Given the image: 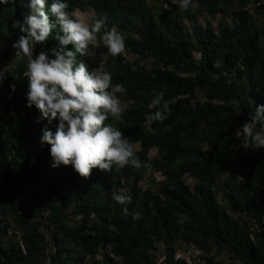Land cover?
<instances>
[{"label": "trees", "instance_id": "trees-1", "mask_svg": "<svg viewBox=\"0 0 264 264\" xmlns=\"http://www.w3.org/2000/svg\"><path fill=\"white\" fill-rule=\"evenodd\" d=\"M149 1L91 4L106 20L103 33L123 32L134 58L110 55L102 41L103 66L91 56L78 60L90 71L105 68L127 89L117 94L120 118L105 123L142 148L134 151L147 166L94 168L88 177L51 166L50 145L40 141L47 121L27 106L30 57L13 46L24 34L13 23L29 13L28 0L0 3V72L15 62L1 76L0 264H187L175 254L192 246L204 264H264V148L249 146L240 130L264 104V0H195V11ZM87 8L69 0L68 11ZM203 11L225 18L202 26ZM61 35L57 24L33 55L51 56ZM160 92L177 102L167 119L149 122ZM151 150L161 157H149ZM148 170L163 178L144 187ZM120 190L132 195L128 215L112 199Z\"/></svg>", "mask_w": 264, "mask_h": 264}, {"label": "clouds", "instance_id": "clouds-1", "mask_svg": "<svg viewBox=\"0 0 264 264\" xmlns=\"http://www.w3.org/2000/svg\"><path fill=\"white\" fill-rule=\"evenodd\" d=\"M7 2L0 0V3ZM179 3L187 10L192 0H179ZM27 7L30 11L23 22L13 23V28L24 33L13 46L17 55L30 57L24 72L28 79L27 106H35L41 113L40 119L47 121L40 141L50 145L51 166L71 165L82 177H88L94 168L111 171L114 165L147 166L135 153L130 139L112 123H105L109 116L120 118L125 105L117 94H126L127 89L122 83H114L109 71L100 67L90 71L84 60H78V56L94 55L89 46H97L98 34L106 26L105 18L96 17L89 23L77 10L68 11L69 0H51V3L28 0ZM49 13L56 22L50 20ZM57 24L63 32L58 39L59 47L50 50L51 56L48 52L33 55L36 45L46 42ZM101 38L110 55L131 59L126 50V35L116 27L109 26ZM70 44L72 49L67 47ZM12 89L15 90L14 85ZM176 102L175 98L165 99L163 92L156 94L151 106L157 110L148 114L146 120L167 119L171 105ZM240 130L249 146L264 148V104L255 107L250 120ZM112 199L124 206L125 215L129 214L127 205L132 202L131 193L120 190L112 193ZM184 219L182 216L181 222Z\"/></svg>", "mask_w": 264, "mask_h": 264}, {"label": "rangeland", "instance_id": "rangeland-1", "mask_svg": "<svg viewBox=\"0 0 264 264\" xmlns=\"http://www.w3.org/2000/svg\"><path fill=\"white\" fill-rule=\"evenodd\" d=\"M87 2V9L85 10H77L76 12L81 14L82 18L86 19L89 23H92L95 21L96 19V10L93 8V6L91 5L92 3H96V4H105L107 3V0H85ZM172 2L176 3V4H180L178 0H171ZM253 7V6H251ZM198 8L197 3L195 2V0H192V3L190 5V7L187 9L189 11H195ZM181 10H185L182 7H180ZM225 18V15L223 14H217V15H212L209 11H203L202 13H200L197 17V22L202 25V26H206V25H212L215 28L217 27L218 23L223 20ZM113 28L115 29V27L113 26ZM111 30V29H110ZM102 31V30H101ZM102 35L103 33L98 34V44L97 46H92V52L94 53L93 56H91V60L96 63L98 66H103V58L101 55V51H100V43L102 42ZM2 48V47H0ZM197 57L199 58V54H196ZM133 56H131L130 60H133ZM15 66V62L14 61H7L4 63V67L3 70L0 72V94L3 93V82H2V74L9 68H12ZM105 70V68H104ZM199 100H204V97L202 95V93L198 92L197 95ZM0 106H1V102H0ZM115 120H117L118 118L114 117ZM134 150H142V148L140 149L139 146H134ZM149 157L151 158H155V157H161V153L158 152V150H151L149 153ZM152 176H154V178L157 181H161L162 180V176L160 173H153L151 172V170H148L147 172H145L144 174V179L141 181V185H143L144 187L151 185L150 184V180H152ZM185 182L186 184H188L191 187H194L195 184L197 183V180L191 177H185ZM180 248L182 246H179ZM178 247V248H179ZM162 249V247H161ZM162 256V255H161ZM161 258L159 260V262H162Z\"/></svg>", "mask_w": 264, "mask_h": 264}, {"label": "built area", "instance_id": "built-area-1", "mask_svg": "<svg viewBox=\"0 0 264 264\" xmlns=\"http://www.w3.org/2000/svg\"><path fill=\"white\" fill-rule=\"evenodd\" d=\"M175 258L176 260H184L185 262H187V264H193L195 262L201 264L205 263V261L201 259V252L193 246L188 251L183 248L178 249L175 254Z\"/></svg>", "mask_w": 264, "mask_h": 264}]
</instances>
